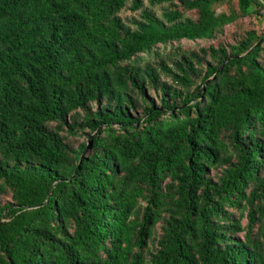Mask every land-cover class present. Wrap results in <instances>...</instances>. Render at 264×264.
<instances>
[{
    "label": "trees",
    "instance_id": "16d2710c",
    "mask_svg": "<svg viewBox=\"0 0 264 264\" xmlns=\"http://www.w3.org/2000/svg\"><path fill=\"white\" fill-rule=\"evenodd\" d=\"M255 20L264 0H0V264H264Z\"/></svg>",
    "mask_w": 264,
    "mask_h": 264
},
{
    "label": "rangeland",
    "instance_id": "374dc122",
    "mask_svg": "<svg viewBox=\"0 0 264 264\" xmlns=\"http://www.w3.org/2000/svg\"><path fill=\"white\" fill-rule=\"evenodd\" d=\"M222 10H224V8H222V7L216 9L217 13H220ZM124 14L126 16H132V14H130L129 12H125ZM254 22L256 23L258 30L264 29V21H261L262 23H259L255 20ZM250 28H251V23L249 22L248 19L243 20V21H239L235 25L229 26L228 28L225 29V33H223L224 36L222 37L223 38L222 40L224 42L232 43L233 41H235L236 38L238 39V37H240L245 30H248ZM200 44L201 45H207L208 42H204V43H200ZM183 46L194 48L195 44L190 43V42H183ZM241 223L244 226L246 224V220L243 219L241 221ZM237 236L239 238H242V234H238Z\"/></svg>",
    "mask_w": 264,
    "mask_h": 264
},
{
    "label": "water",
    "instance_id": "95a60500",
    "mask_svg": "<svg viewBox=\"0 0 264 264\" xmlns=\"http://www.w3.org/2000/svg\"><path fill=\"white\" fill-rule=\"evenodd\" d=\"M257 45H259V43H258V44H256V46H257Z\"/></svg>",
    "mask_w": 264,
    "mask_h": 264
}]
</instances>
